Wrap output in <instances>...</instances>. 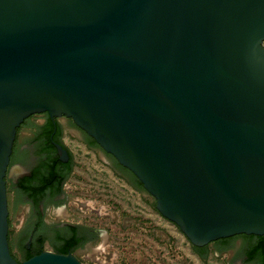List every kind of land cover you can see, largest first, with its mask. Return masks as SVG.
<instances>
[{
  "label": "water",
  "instance_id": "water-1",
  "mask_svg": "<svg viewBox=\"0 0 264 264\" xmlns=\"http://www.w3.org/2000/svg\"><path fill=\"white\" fill-rule=\"evenodd\" d=\"M44 111L132 171L194 246L264 236V0H0V264H84L10 248L4 177L18 126Z\"/></svg>",
  "mask_w": 264,
  "mask_h": 264
},
{
  "label": "flooded vegetation",
  "instance_id": "flooded-vegetation-1",
  "mask_svg": "<svg viewBox=\"0 0 264 264\" xmlns=\"http://www.w3.org/2000/svg\"><path fill=\"white\" fill-rule=\"evenodd\" d=\"M66 133L95 153L102 163L107 164L139 193V204L143 202L144 207H147L148 199L149 211L143 210V215L133 212L129 215V221L132 225L141 226L150 236L152 234V221H147V216H152L151 210L154 201L156 207V200L136 175L106 152L73 118L66 115L51 116L47 111L38 112L28 116L18 126L4 177L9 209V243L18 261H24L40 250L58 252L67 249L78 257L79 251L96 244H107L110 239L108 229L92 222L96 221L95 218L87 219V215L80 217L73 211V204L84 209L79 202L81 199L72 194L77 189L76 185L70 184L75 155L65 140ZM57 144L67 150V155H62ZM15 225L16 233L12 237L10 230ZM240 237L248 238L251 242L254 240L248 234L228 237L231 246L222 253H232L236 264H246L248 251L253 244H249L242 252H236L233 242ZM212 243L217 245L216 241ZM15 250H19L23 258H19ZM249 264H261V260L256 259Z\"/></svg>",
  "mask_w": 264,
  "mask_h": 264
},
{
  "label": "rangeland",
  "instance_id": "rangeland-1",
  "mask_svg": "<svg viewBox=\"0 0 264 264\" xmlns=\"http://www.w3.org/2000/svg\"><path fill=\"white\" fill-rule=\"evenodd\" d=\"M65 140L75 155V167L70 184L76 185L73 195L87 202L82 210L75 204L73 211L80 217H93L100 227L108 229L110 239L101 246L94 258H88L86 252L78 253L84 264H229L227 259L230 253L216 256L215 249L209 246V255L205 261L197 253L194 245L180 227L152 207V234L146 232L139 225H132L129 215L133 212L149 211L143 202L139 204L140 195L107 164L102 163L99 157L87 148L80 145L70 134H65ZM99 210V213L92 211ZM85 211V212H84ZM133 215V214H132ZM16 227H12L10 234L13 237ZM150 229V226H147ZM145 234V235H144ZM101 244V243H100ZM96 244L94 246H98ZM53 251V250H52Z\"/></svg>",
  "mask_w": 264,
  "mask_h": 264
},
{
  "label": "trees",
  "instance_id": "trees-1",
  "mask_svg": "<svg viewBox=\"0 0 264 264\" xmlns=\"http://www.w3.org/2000/svg\"><path fill=\"white\" fill-rule=\"evenodd\" d=\"M254 237L253 242H251V248L248 251L247 254V260H246V264H249L251 261H254L256 259H260L261 260V264H264V236H257V235H252ZM217 243V251L222 253L223 251H225L229 246H231L229 239L228 238H222L219 239L218 241H216ZM209 245H205L202 247H197L194 246V248L200 253V255L202 256V258L205 260L208 255H209ZM43 250L38 251V253L42 252ZM59 253H69L71 252V250H61L58 251ZM32 256H28V258H30Z\"/></svg>",
  "mask_w": 264,
  "mask_h": 264
}]
</instances>
